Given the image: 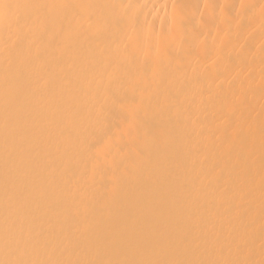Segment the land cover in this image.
<instances>
[{"label": "bare ground", "instance_id": "1", "mask_svg": "<svg viewBox=\"0 0 264 264\" xmlns=\"http://www.w3.org/2000/svg\"><path fill=\"white\" fill-rule=\"evenodd\" d=\"M0 264H264V0H0Z\"/></svg>", "mask_w": 264, "mask_h": 264}]
</instances>
